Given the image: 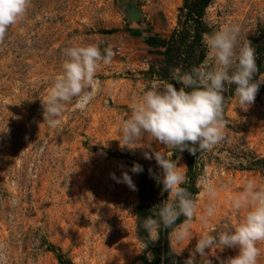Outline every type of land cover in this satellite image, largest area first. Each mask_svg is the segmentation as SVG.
<instances>
[{
  "label": "rangeland",
  "instance_id": "rangeland-1",
  "mask_svg": "<svg viewBox=\"0 0 264 264\" xmlns=\"http://www.w3.org/2000/svg\"><path fill=\"white\" fill-rule=\"evenodd\" d=\"M183 3L30 0L23 17L9 27L0 42V264H60L59 255L71 264H143L144 254L153 257L138 236L141 173L130 171L134 163L141 165L150 182L151 215L168 196L161 195L162 185L149 173L162 170L154 159L143 157L152 150L173 153V160L179 156L177 166L186 176L188 161L194 160L193 237L171 244L172 253H180H174L176 258L184 262L199 236L242 222L248 209L234 211L230 201L246 182L264 188V93H257L246 110L234 95L225 99L224 140L206 152L174 153L150 137L130 148L120 143V124L146 90L165 83L182 87L172 79L175 68L159 55L162 49L146 41L169 38L179 26ZM131 13L141 17L130 21ZM203 21L208 34L238 26L237 52L245 40L254 47L264 34V0H213ZM73 45H96L101 51L111 47L115 55L109 65L98 67L91 102L80 109L74 98L65 105L60 125L51 129L44 123L42 102L62 74V50ZM259 78L264 80V71ZM125 172L135 190L111 178L121 179ZM201 178L218 190L215 215L207 224L200 216L212 201L202 192ZM257 247V264H264V241ZM205 252L211 264H220L238 249ZM196 262H201L199 254Z\"/></svg>",
  "mask_w": 264,
  "mask_h": 264
},
{
  "label": "clouds",
  "instance_id": "clouds-1",
  "mask_svg": "<svg viewBox=\"0 0 264 264\" xmlns=\"http://www.w3.org/2000/svg\"><path fill=\"white\" fill-rule=\"evenodd\" d=\"M30 0H0V42L4 40L9 27L16 24L25 14ZM239 28L226 25L211 34H203L202 42L208 49V58L199 66L181 72L176 68L173 81L181 84L177 90L172 83L161 88H149L132 105L131 115L124 119L118 129L120 143L130 145L140 143L143 137H150L158 145H164L176 152L187 150L189 154L206 152L224 140L227 122L224 120L226 86H234L233 95L238 107L246 110L255 100L260 78L254 81L259 71L255 50L247 40L236 51ZM65 57L62 74L58 76L46 99L42 102L44 123L51 129L57 128L65 111V105L76 100V107L83 109L92 100L95 89V73L100 66L109 65L115 52L111 47L101 49L96 45L69 46L62 50ZM209 59L213 63L209 64ZM146 147L150 148V144ZM173 153L161 151L145 152L144 159H154L162 174L150 176L162 185L161 195L167 193V199L152 209L151 215L144 218L139 227L146 233L145 240L156 241L161 231H166L170 247L179 246L192 239L190 225L196 215V198L185 185L188 177L178 167L179 156L171 159ZM130 171L143 172L139 164H133ZM111 178L117 183L121 180L135 190L131 177L125 172L121 179L114 174ZM202 192L212 201L205 209L200 220L202 224L215 215L217 187L207 178L198 181ZM234 211L247 208L242 222L236 227L199 236L195 248L183 264H197L196 255L201 257L200 264H211L207 259L213 249H238L235 257L220 264H257L260 250L257 243L264 241V188L252 182H246L243 190L230 201ZM181 218H183L181 220ZM180 220V223L177 221ZM144 248L147 243L143 244ZM179 255L180 253L174 252ZM149 261L153 258L148 254Z\"/></svg>",
  "mask_w": 264,
  "mask_h": 264
},
{
  "label": "trees",
  "instance_id": "trees-1",
  "mask_svg": "<svg viewBox=\"0 0 264 264\" xmlns=\"http://www.w3.org/2000/svg\"><path fill=\"white\" fill-rule=\"evenodd\" d=\"M213 0H184L180 12L179 26L174 30L168 39H159L157 37H149L146 44L149 47L162 49L159 55L164 59L168 67L180 68L181 72L188 71L193 66H199L207 58V49L202 42L203 34H208V27L204 23L203 18L206 9L210 6ZM137 35L138 32H135ZM254 45L256 64L259 68L258 73L254 76V81L258 80L264 71V34H261ZM234 86L226 88L224 93L225 99H229L233 95ZM257 93H264V84H260ZM184 152H187L185 150ZM188 183L185 187L189 192L195 195L197 189L195 186L196 176L194 171V160L188 161ZM150 182L144 172H141V180L139 187V201L135 207V213L138 218V236L143 242L147 243V252H152L153 258L149 261L144 254L141 258L143 264H183L172 253L169 238L166 231H161L159 239L155 244L151 240H145L146 233L139 227L141 221L149 216V201L151 200L152 191ZM183 218H181L182 220ZM181 221L178 220L177 223ZM58 261L60 264H71L65 260L63 255H59Z\"/></svg>",
  "mask_w": 264,
  "mask_h": 264
},
{
  "label": "water",
  "instance_id": "water-1",
  "mask_svg": "<svg viewBox=\"0 0 264 264\" xmlns=\"http://www.w3.org/2000/svg\"><path fill=\"white\" fill-rule=\"evenodd\" d=\"M141 17V14L138 13H131L130 15V21H136Z\"/></svg>",
  "mask_w": 264,
  "mask_h": 264
}]
</instances>
